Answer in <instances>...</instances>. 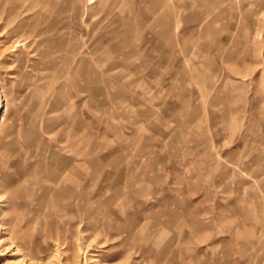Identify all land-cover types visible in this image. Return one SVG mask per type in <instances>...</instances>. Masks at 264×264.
Wrapping results in <instances>:
<instances>
[{"label":"rangeland","instance_id":"obj_1","mask_svg":"<svg viewBox=\"0 0 264 264\" xmlns=\"http://www.w3.org/2000/svg\"><path fill=\"white\" fill-rule=\"evenodd\" d=\"M0 264H264V0H0Z\"/></svg>","mask_w":264,"mask_h":264}]
</instances>
